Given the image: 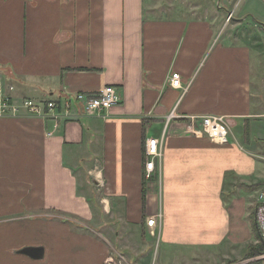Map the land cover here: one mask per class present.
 <instances>
[{
	"label": "crops",
	"instance_id": "obj_1",
	"mask_svg": "<svg viewBox=\"0 0 264 264\" xmlns=\"http://www.w3.org/2000/svg\"><path fill=\"white\" fill-rule=\"evenodd\" d=\"M213 4L0 0V76L18 103L107 86L120 96L105 118L75 104L58 127L0 118V264H264L247 259L259 242L264 63L225 33L230 14L250 24L249 8ZM204 116L226 118L227 143L209 139ZM148 139L163 152L151 180Z\"/></svg>",
	"mask_w": 264,
	"mask_h": 264
},
{
	"label": "built area",
	"instance_id": "obj_2",
	"mask_svg": "<svg viewBox=\"0 0 264 264\" xmlns=\"http://www.w3.org/2000/svg\"><path fill=\"white\" fill-rule=\"evenodd\" d=\"M232 17L230 16V19ZM171 85L175 89H182V81L179 73H174L171 77ZM15 87L7 84L0 76V118L17 117L25 113L30 117H37L55 122L70 117L73 106L76 104L82 113L88 117H106L107 111L120 104V96L114 86H107L97 94L78 93L74 99L69 96L58 100H35L26 98L18 103L13 97ZM197 118H193L196 120ZM204 133L212 141L227 143L230 137L227 120L222 116L200 117ZM52 133H48L51 136ZM146 171L145 178L151 180L154 176V165L156 159L163 156L162 150L158 146L157 139H148L145 145ZM161 216L153 217L147 221V225L155 228L159 225L157 219ZM255 221L260 237L264 242V184L260 189L257 202L255 204ZM1 222V220H0ZM260 258L264 259V255ZM106 264H122L108 257Z\"/></svg>",
	"mask_w": 264,
	"mask_h": 264
},
{
	"label": "rangeland",
	"instance_id": "obj_3",
	"mask_svg": "<svg viewBox=\"0 0 264 264\" xmlns=\"http://www.w3.org/2000/svg\"><path fill=\"white\" fill-rule=\"evenodd\" d=\"M213 9L218 11L220 4L221 6H224V9L222 11H225L228 8H246L248 7L250 12L247 13V19L248 23L250 24H242L238 25L236 22L231 21L230 16L233 15L230 14L228 16V23L226 24V30L225 33H231V40L236 39L237 36L233 35L235 32L238 33V35L242 36V44H248L252 46L254 49L257 48V51L255 50L254 53L259 55V58L263 60L264 63V27L262 26V21L260 15H256L255 12H259L260 14H264V6L260 5L255 0H235L233 3H229L227 0H212ZM181 7L184 6V3L180 2ZM246 6V7H245ZM226 12V11H225ZM250 13V15H248ZM264 25V24H263ZM261 26L263 28H261ZM261 61L259 60V63ZM262 260V259H261ZM264 260V259H263Z\"/></svg>",
	"mask_w": 264,
	"mask_h": 264
},
{
	"label": "trees",
	"instance_id": "obj_4",
	"mask_svg": "<svg viewBox=\"0 0 264 264\" xmlns=\"http://www.w3.org/2000/svg\"><path fill=\"white\" fill-rule=\"evenodd\" d=\"M263 26V25H262ZM264 27V26H263ZM254 231L258 234L259 242L249 248L247 259L258 258L264 255V242L262 241L256 224L254 223Z\"/></svg>",
	"mask_w": 264,
	"mask_h": 264
}]
</instances>
